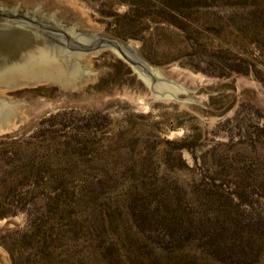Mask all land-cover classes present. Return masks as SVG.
<instances>
[{
    "label": "rangeland",
    "instance_id": "rangeland-1",
    "mask_svg": "<svg viewBox=\"0 0 264 264\" xmlns=\"http://www.w3.org/2000/svg\"><path fill=\"white\" fill-rule=\"evenodd\" d=\"M133 43L191 101L109 51L77 85L0 89L5 264H264V0H44Z\"/></svg>",
    "mask_w": 264,
    "mask_h": 264
},
{
    "label": "water",
    "instance_id": "water-1",
    "mask_svg": "<svg viewBox=\"0 0 264 264\" xmlns=\"http://www.w3.org/2000/svg\"><path fill=\"white\" fill-rule=\"evenodd\" d=\"M104 51L133 67L153 96L171 101L189 97L184 87L145 63L133 43L84 30L44 0H0V89L77 85L92 75L81 67L84 58ZM33 111L34 107L23 103L0 101V132ZM0 264H5L1 257Z\"/></svg>",
    "mask_w": 264,
    "mask_h": 264
},
{
    "label": "bare ground",
    "instance_id": "bare-ground-1",
    "mask_svg": "<svg viewBox=\"0 0 264 264\" xmlns=\"http://www.w3.org/2000/svg\"><path fill=\"white\" fill-rule=\"evenodd\" d=\"M10 125H11V124H7V125H5V126H3V127L7 128V127H10ZM1 128H2V127H1ZM1 128H0V129H1Z\"/></svg>",
    "mask_w": 264,
    "mask_h": 264
}]
</instances>
